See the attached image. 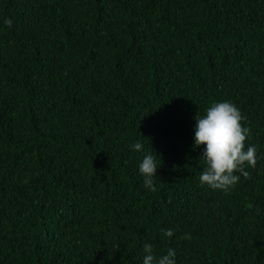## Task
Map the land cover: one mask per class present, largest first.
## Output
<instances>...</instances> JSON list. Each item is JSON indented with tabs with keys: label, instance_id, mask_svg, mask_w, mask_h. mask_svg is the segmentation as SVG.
<instances>
[{
	"label": "trees",
	"instance_id": "1",
	"mask_svg": "<svg viewBox=\"0 0 264 264\" xmlns=\"http://www.w3.org/2000/svg\"><path fill=\"white\" fill-rule=\"evenodd\" d=\"M220 101L257 147L228 192L193 147ZM146 243L264 264V0H0V264H143Z\"/></svg>",
	"mask_w": 264,
	"mask_h": 264
},
{
	"label": "clouds",
	"instance_id": "2",
	"mask_svg": "<svg viewBox=\"0 0 264 264\" xmlns=\"http://www.w3.org/2000/svg\"><path fill=\"white\" fill-rule=\"evenodd\" d=\"M4 23L11 27L12 21L5 19ZM194 144L193 147L204 146L202 160L204 167L201 170L199 181L202 185L213 190L228 192L240 180V177H248L245 167L254 168L257 163V147L249 145L245 149V141L250 129L244 127L241 121L244 119L241 111L229 101L214 102L195 117ZM144 146L137 142L132 145L134 150H141ZM153 153V152H152ZM146 154L139 164V173L144 178V186L150 191H156L153 178L156 177L157 156ZM160 161V160H159ZM160 165V164H159ZM236 173H239L237 175ZM251 208L252 205L246 204ZM166 237H172L171 229H161ZM183 239H190L186 234ZM143 264H176V250L169 248L166 254L157 256L150 243L144 244Z\"/></svg>",
	"mask_w": 264,
	"mask_h": 264
}]
</instances>
